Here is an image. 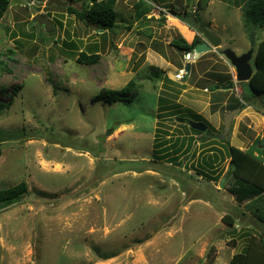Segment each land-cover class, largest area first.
<instances>
[{
  "label": "rangeland",
  "instance_id": "1",
  "mask_svg": "<svg viewBox=\"0 0 264 264\" xmlns=\"http://www.w3.org/2000/svg\"><path fill=\"white\" fill-rule=\"evenodd\" d=\"M48 1L11 0L0 23V191L22 182L28 188L21 202L0 210V264H224L244 252L241 235L264 240V192L226 179L227 146L246 151L264 139V94L236 83L222 54L249 51L243 14L250 0H118L119 29L105 38L65 10H82L89 0ZM139 1L151 6L141 18ZM191 13L222 47L192 52L191 72L177 82L186 53L172 41L204 40L185 20ZM37 15L53 25L51 33L33 21ZM262 40L264 29L256 48ZM98 50V63L78 60ZM152 66L172 84L149 79ZM132 81L139 95L131 104L94 100ZM242 92L255 98L220 143ZM189 113L203 119H180L202 122L206 132L195 134L178 119ZM177 139L185 143L179 153ZM155 143L161 159L153 163ZM258 152L264 157V147ZM227 213L240 218L236 225L219 223Z\"/></svg>",
  "mask_w": 264,
  "mask_h": 264
},
{
  "label": "trees",
  "instance_id": "2",
  "mask_svg": "<svg viewBox=\"0 0 264 264\" xmlns=\"http://www.w3.org/2000/svg\"><path fill=\"white\" fill-rule=\"evenodd\" d=\"M194 0H189L192 2ZM199 1V0H198ZM118 0H89L86 8L82 10H77L73 7H67L65 10L74 15L79 21L86 23L87 25H91L96 28L97 34L104 37L107 33H116L117 29H119L118 24V13L116 10ZM11 5V0H0V23L5 14L7 13L9 7ZM61 7V6H59ZM137 7V15L139 18L145 17L147 12L150 11L151 6L144 1H139L136 4ZM170 12L176 16L177 18L184 19V16L177 13L175 9H171ZM166 13H164L165 15ZM192 14V13H191ZM190 15V14H189ZM194 18L198 19V14H192ZM191 16V15H190ZM200 22V21H199ZM243 22L245 27L248 29L249 32L264 29V0H250L249 4L246 5L245 11L243 14ZM100 31H102L100 33ZM257 39V38H256ZM204 40H201L197 37L192 43H188L185 39L180 38L177 40L172 41V45L176 46L179 50L185 53H192L194 52L195 48L202 44ZM257 46V44H256ZM99 50L89 54L84 51L80 52L78 60L83 64H96L101 58V55L98 54ZM254 75L250 80L249 84L254 89L255 93L257 94H264V40L258 43V47L256 48L255 58H254ZM6 69V64L1 61L0 62V70L3 71ZM149 79L153 81H162L166 84H172V81L166 77L165 70L152 66L150 68V76ZM233 85V84H231ZM228 86L225 88H220V86H216L215 90L218 89H227ZM233 88V87H232ZM17 91L22 89V86H17ZM0 90H3L0 87ZM17 94V92H13V95ZM139 95L138 86L135 81L130 82L127 86L122 88L121 90H102L100 94L95 97V101H103L105 103L113 104L117 102H123L124 104H131L135 101V98ZM255 96H246L243 92L242 97L238 100L239 106L233 107L230 111L241 108L242 110L246 108V105L250 104L254 100ZM3 104H0V110L3 108ZM161 106V105H160ZM185 116H192L194 118H201L199 114H191L179 116L180 118H186ZM181 121L186 122L184 119H180ZM182 126H188L187 124H180ZM190 130L195 134H203V132L197 131L190 127ZM220 143L225 144L226 139L221 140ZM6 141V139L0 135V142ZM261 140H257L251 147H249L246 151H242L237 147L232 146L231 144L227 146L230 152V170L226 174V179L229 176H234L235 180H240L243 183L250 184L255 188L259 189L260 191L264 192V160L262 159L261 153L258 152L259 150V143ZM185 143H181L179 139L176 140V143L173 144L172 148L175 150L176 153H179L183 150ZM171 149V148H170ZM170 149H167L169 151ZM158 147L155 143V151L153 156V163H155L156 159H161V156L157 154ZM160 153V152H158ZM169 158L171 162L176 161V159ZM264 158V157H263ZM207 162V161H206ZM208 165L209 162H207ZM153 167V166H152ZM204 170V169H203ZM205 171V170H204ZM202 173V172H201ZM201 176L208 181L213 180L211 179V175L202 173ZM182 182V181H180ZM28 194V188L26 183L22 182L20 185L15 187L1 190L0 191V210L8 208L16 203L21 202L24 197ZM196 199V198H194ZM241 201V200H240ZM241 217L245 218L247 216L246 213L240 212ZM240 218H236L232 216V214L227 213L223 216L222 221L223 223L234 226L236 225V221ZM264 223V220L263 222ZM249 235L242 236L241 240L246 239L247 245L244 247L243 253H238L233 256L230 260L229 264H264V240L261 236V239L255 238L248 233Z\"/></svg>",
  "mask_w": 264,
  "mask_h": 264
},
{
  "label": "water",
  "instance_id": "3",
  "mask_svg": "<svg viewBox=\"0 0 264 264\" xmlns=\"http://www.w3.org/2000/svg\"><path fill=\"white\" fill-rule=\"evenodd\" d=\"M53 5L56 6H67V3H64L62 0H50L46 3V7H51ZM185 20L201 35L204 37V41L202 44H199L194 52L196 55L205 54L209 52H213L222 47V41L219 36H217L213 31L207 28L204 24H200L196 18L192 17L190 19ZM33 21L39 24L43 29H45L48 33L53 31V25L45 19L42 15H37L33 18ZM256 38L257 32H251V45L248 52L238 55L231 49L222 50V54L225 58L230 62L231 66L235 68L236 71V81L237 83L241 82H250L254 75V64H252L253 56L256 48ZM186 71L189 74L191 72V64L186 66ZM241 111V108L234 109L228 112L225 116V126L224 132L221 136V139L224 138L231 129L232 121L235 115ZM188 125L200 132H206L208 127L202 122H193L186 121ZM260 147H264V139L260 143Z\"/></svg>",
  "mask_w": 264,
  "mask_h": 264
},
{
  "label": "built area",
  "instance_id": "4",
  "mask_svg": "<svg viewBox=\"0 0 264 264\" xmlns=\"http://www.w3.org/2000/svg\"><path fill=\"white\" fill-rule=\"evenodd\" d=\"M195 9H196V8H195ZM161 10H163V9H161ZM184 60H185V62H186V65H185L184 67L178 69V71H177L176 74H175V81H177V82H182V81H184V80L187 78V76H188L189 74H188L187 71H186V66H187L188 64H192V63L195 62L194 60H192V55H191V53H186V55L184 56ZM236 83H237V82H236ZM242 94H243V92H242ZM242 94H241V95H242Z\"/></svg>",
  "mask_w": 264,
  "mask_h": 264
},
{
  "label": "crops",
  "instance_id": "5",
  "mask_svg": "<svg viewBox=\"0 0 264 264\" xmlns=\"http://www.w3.org/2000/svg\"><path fill=\"white\" fill-rule=\"evenodd\" d=\"M194 200V199H193ZM191 202H193V201H191ZM190 203V202H189ZM189 206H190V204H189ZM207 207H211V206H207ZM211 209V208H210ZM213 210H214V213L219 217L220 216V212L219 211H217V209H216V211L217 212H215V209L214 208H212ZM241 209V208H240ZM212 210V211H213ZM238 214H239V212H237ZM223 218V217H222ZM222 218L220 217V219H219V223L221 222V224L222 225H225L224 223H223V221H222ZM212 239V238H211ZM210 242V240H207V241H205V242H203V244L201 245V246H203V245H206V244H208ZM200 250V249H199ZM236 253H232V255L227 259V260H225V263L224 264H229V262H230V260L233 258V256L235 255ZM194 258V257H193ZM192 258V259H193ZM218 258L217 259H215V261H216V263L218 262Z\"/></svg>",
  "mask_w": 264,
  "mask_h": 264
},
{
  "label": "clouds",
  "instance_id": "6",
  "mask_svg": "<svg viewBox=\"0 0 264 264\" xmlns=\"http://www.w3.org/2000/svg\"><path fill=\"white\" fill-rule=\"evenodd\" d=\"M190 74V73H189Z\"/></svg>",
  "mask_w": 264,
  "mask_h": 264
}]
</instances>
